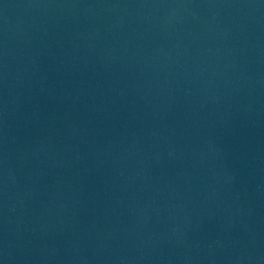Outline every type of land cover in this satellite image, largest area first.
Instances as JSON below:
<instances>
[{
	"label": "water",
	"instance_id": "95a60500",
	"mask_svg": "<svg viewBox=\"0 0 264 264\" xmlns=\"http://www.w3.org/2000/svg\"><path fill=\"white\" fill-rule=\"evenodd\" d=\"M0 264H264V0H0Z\"/></svg>",
	"mask_w": 264,
	"mask_h": 264
}]
</instances>
